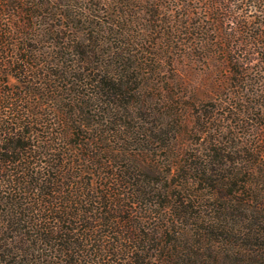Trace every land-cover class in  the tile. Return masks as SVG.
<instances>
[{"label": "trees", "instance_id": "16d2710c", "mask_svg": "<svg viewBox=\"0 0 264 264\" xmlns=\"http://www.w3.org/2000/svg\"><path fill=\"white\" fill-rule=\"evenodd\" d=\"M0 264H264V0H0Z\"/></svg>", "mask_w": 264, "mask_h": 264}]
</instances>
